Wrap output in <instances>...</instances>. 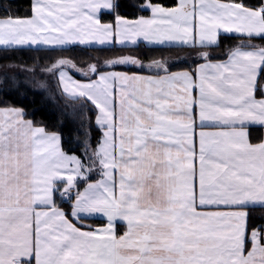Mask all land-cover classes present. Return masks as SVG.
<instances>
[{"label":"snow or ice","instance_id":"1","mask_svg":"<svg viewBox=\"0 0 264 264\" xmlns=\"http://www.w3.org/2000/svg\"><path fill=\"white\" fill-rule=\"evenodd\" d=\"M0 9V264H264V0Z\"/></svg>","mask_w":264,"mask_h":264},{"label":"trees","instance_id":"2","mask_svg":"<svg viewBox=\"0 0 264 264\" xmlns=\"http://www.w3.org/2000/svg\"><path fill=\"white\" fill-rule=\"evenodd\" d=\"M21 2L24 4L25 7H27L28 4V0H21ZM166 2L168 3H172L175 2V0H166ZM9 3V0H0V4H4L7 5ZM13 8H15V5H13ZM0 12H2V9H0ZM19 14L23 15V14H30V13H25L23 10H21L19 12ZM145 15L148 14V12L144 13ZM239 37L237 36H226L223 38L222 44H221V48L220 49H216V51H222L230 42H234L236 40H238ZM89 51L92 52H97L100 50V47L94 48V49H88ZM150 51V49L147 48H141V49H136V48H132V49H121L118 46L115 48H108V47H104L103 51L101 52L102 57L106 56V55H110L112 53H119L120 51ZM76 51H80V49H76ZM156 51H159V49H157ZM216 59H223V56H217L215 57ZM199 60L196 61V63ZM181 67H189V64H183L180 65ZM108 68H104L102 70H105ZM118 70H125L128 72H137V71H144L143 69L137 68L135 66H118L117 67ZM77 78H83L79 73H77L76 71H74L73 73ZM22 87H25L27 89L28 95L25 97H20L18 96L15 92L13 93H9L7 95H5L4 93H0V102L3 101H8L11 103H21L22 102V106H25L29 109L32 108H36L38 109L35 113L36 118L40 119L42 118L45 122L47 127L50 130H58L59 129V124H58V113L59 110L56 108V106L53 104V102L50 99H47L46 97V92L34 87V85H23ZM258 128H252L251 129V133H252V137H254V133L256 132ZM98 132V130H97ZM64 146L66 149L69 148V145L67 143V140H65L64 142ZM71 150L73 151H77L78 149L76 147H72ZM96 177H98V175H93L92 178L95 179ZM92 224H95L97 222L103 221L100 220L99 218L97 219H92Z\"/></svg>","mask_w":264,"mask_h":264},{"label":"crops","instance_id":"3","mask_svg":"<svg viewBox=\"0 0 264 264\" xmlns=\"http://www.w3.org/2000/svg\"><path fill=\"white\" fill-rule=\"evenodd\" d=\"M148 14H150V13H148ZM147 14V15H148ZM97 47H100L99 45L97 46ZM197 63H200V61H198ZM108 70H110V69H106V70H104V71H108ZM116 70H118V69H116ZM145 70V69H144ZM118 71H125V70H118ZM148 70H145V72H147ZM149 74H154V73H149ZM255 128H258V127H255ZM257 135H264V128H258L257 130H256V132L254 133V137H256ZM254 139V138H253ZM99 178V176L98 177H96L95 179H98ZM94 219H97V218H94ZM100 220H103V221H100V222H97V223H95V224H93V225H99V224H103V223H106V220L105 219H103V218H99ZM89 223H91L92 224V221L90 220V221H88Z\"/></svg>","mask_w":264,"mask_h":264},{"label":"rangeland","instance_id":"4","mask_svg":"<svg viewBox=\"0 0 264 264\" xmlns=\"http://www.w3.org/2000/svg\"><path fill=\"white\" fill-rule=\"evenodd\" d=\"M135 67H137V68H139L138 66H135ZM106 70V69H105ZM145 70H147L146 68H145ZM74 71H76V70H71V72H72V74L74 73ZM74 75V74H73ZM75 76V75H74ZM77 78V77H76ZM77 79H81V78H77Z\"/></svg>","mask_w":264,"mask_h":264}]
</instances>
